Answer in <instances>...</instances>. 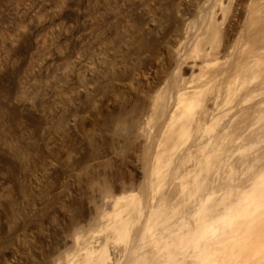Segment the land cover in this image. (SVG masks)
Wrapping results in <instances>:
<instances>
[{
  "label": "rangeland",
  "instance_id": "1",
  "mask_svg": "<svg viewBox=\"0 0 264 264\" xmlns=\"http://www.w3.org/2000/svg\"><path fill=\"white\" fill-rule=\"evenodd\" d=\"M114 1H117L120 9L124 12L121 15L120 21L115 26L116 29H113V34L111 33L108 36L105 43L92 45L89 49L87 48V50L77 47L67 54V61H65V63L63 62L60 66L61 68L59 67L58 73L60 72L62 77L67 75V77H65L69 83L62 82V86L60 85L62 89H60L61 87L59 88V86L57 87V92L60 90L58 92L59 94L57 92L50 93L48 98H45V104L43 103L42 106L46 107L45 109L47 110L51 105L47 111L50 110L51 116L53 113L52 120L48 118L44 122V125H42V128L38 129V132H36L37 134L23 130V133H25V140L28 142H32L33 140L34 144L31 148H28L30 151L26 149L28 152L25 151L26 154H24V156L21 155L19 159L16 160L15 180L10 179V177L7 176L8 174L4 175L7 171L0 172V175H2L0 176V264H76L77 260H79L77 264H82L85 257L83 255L84 249L90 246V248H99L103 243V245L106 246V252L110 254L114 264L116 259H118V261L120 260L119 257H121L119 264H126L127 261L133 262V260L136 259V253L139 252L137 253V255H139L140 252H145V250L151 255H148L150 256L149 258L153 260L149 262L146 261L147 264H173L175 260H177L176 257L178 254L181 253L180 251H182L180 250L181 245L179 246L180 249H178L179 247L177 248L176 245L173 244V249H171L175 251H173L175 254L178 253L177 256L174 254L175 258L171 257V260L168 258L169 256H166L168 258L166 261L168 262H163V260L165 261L164 254L168 249H165L163 246L160 249L154 247L151 242L153 238L158 236L156 235L159 232L158 230L164 228V224L162 225V223L159 222L160 220H156L157 218L149 213L150 207H158V203L161 202V199L167 197L166 199L164 198V202L167 206L170 204L172 208L173 204L178 210H182H175L173 212L172 218L177 220L172 221L173 219L169 218L166 221L168 226L170 224L173 226V228L169 227L171 228L169 229L170 232L173 230L175 234L179 232V234L176 235L177 237L171 233L173 234L171 237L174 236L176 240H178L180 239V234L182 235V232L186 230L185 228L183 229V226L181 229H177L181 231L176 233V227L178 228V226L182 224L181 219L183 220V218L179 216L184 214L183 217H187L189 221L192 220L190 223H193V225L195 224L193 220L195 221L196 219L188 214L195 209L197 202H195V196L199 195H192L195 197V200L190 196L188 199L191 198V200L187 199L188 201L186 203V201H184L186 188L182 187L184 186L182 182L185 183L187 181L186 184L188 188H193V183L191 182H194L195 179L197 180L200 173H202L203 176L209 173L206 178H208L207 180L210 184L206 182L207 186L213 184L212 187H215V185L217 188L219 186L220 188L223 186L227 187L229 182H225L226 184L223 183L224 180L228 181L226 180L227 178H223L224 180L221 181V177H227V175L224 174V169L229 163H233V166L236 165V167L233 168L236 169L235 171H237V174L233 169L234 178H230V186H234L233 188H235L236 193L240 189L236 190L237 188L235 186L241 187L244 185L243 187L247 191L251 186L261 183L259 180L260 178H258V181H255L256 184H254L253 175L255 174L256 176L257 169L261 166L262 160L256 159L255 161L257 162L258 160L259 164L254 161L256 165L253 166V157L256 156L255 154H259L260 157L262 154L264 155V153H262L264 152V140L260 145L254 144L255 147L252 146V148H250V155L247 153L248 151L246 152L247 156L244 154V159L246 160H243L244 163L241 161L243 158L236 157L235 155H238V153L233 152V150L240 146L245 140L249 142L254 138H264V129L262 127L264 120L262 119V121H259L257 119V123L255 122V118L258 117V112L261 111V108H264L262 107L264 106V74L258 73L259 71L264 72V0ZM137 3H142L143 7L139 6ZM160 6L162 9L164 8L162 17L160 16L161 14H159L161 13L159 11ZM143 10H146V13ZM63 21L59 22L60 24L57 26V29L46 30L45 37L47 36L49 40L52 39L54 44H58V48L64 52L66 51V45H64V43L59 44V34L61 31L73 32L72 29L74 24L72 21ZM136 21H138V25L134 28V23ZM117 37L122 40H118L119 38ZM256 56L261 58L257 59ZM261 59H263V66L262 64L258 65V62L261 63ZM252 62L254 63L252 64ZM246 64L247 67L251 69L242 72L241 70ZM252 70L257 76L253 75L254 72H252ZM242 73L247 77V79L243 81L244 83H240V80L243 79L241 78L243 77ZM234 78H236V80H232ZM231 80L233 85L230 83ZM237 80L239 82H236ZM64 81H66V79ZM229 85H231L229 89L230 94H224L228 92V90L224 91V87L228 89ZM194 86L205 87V89L202 88L203 92L204 90L205 92H202L203 96H201L204 101L201 99V105L197 104L198 106H195L197 112L195 111L194 114H196L197 117H204L205 120H202L210 122L209 120H211L216 113H220L222 109L224 111L229 110L227 115L219 117L221 119L218 125L216 124L218 122L217 119L215 120L216 126L213 124L215 126H213V129L215 128L214 130L216 131L210 128L208 132H205L206 135L209 132H212L213 135L215 132H218V134L224 136L228 130L226 131V128L224 129L223 127L224 125L227 127L228 124V126H231L230 130H233L232 133L235 131L236 134L234 132L231 136L229 133L230 136L228 135V140L226 139L228 142L224 141L226 145L222 146L224 149L226 148V151L230 148L228 150L229 155L225 152L226 156L224 153V155H221L222 157L220 156L221 159L224 157L223 159H226V161L218 157L221 162H218V166H216L215 163L217 164V162H214L210 158L217 169H219V165L221 164L224 169L220 166L221 168L219 170L222 169L223 172L222 170L218 171L215 169L216 167H213L212 163V166L209 163V171L204 169L203 171L201 170V172L199 169V171H197L198 175L192 180V178H194L192 177V175L194 176V174H192L193 171L198 170V167L194 168L193 164L198 155L195 154L191 157L189 154L186 156L185 148L195 143L193 140H195L194 136L196 137L197 132L195 131V134L192 132L194 131L192 130L194 127L191 129L192 131L190 130L192 133L189 131L187 135L185 134V136H183L184 138H178L179 142H182V144L178 149L173 150V152L172 150L169 151L167 156L164 155V153L167 154L168 152L156 154L155 146L160 139L163 140L164 136L161 137L163 127L165 128V123L169 119V114L174 109L177 99L176 94L180 90H190L192 87L194 88ZM236 86L238 90L235 91L233 89ZM231 89L235 91V93L232 92ZM249 93L250 96L252 94L250 98H248ZM219 94L220 96H217ZM229 95H231V97ZM229 97L233 101L230 100ZM242 99H245V102H242ZM226 100L228 102L225 104ZM211 110H213V112ZM184 119L185 118H183L182 121ZM182 121L175 120L176 123H181ZM252 121H254V125L251 124ZM193 123L194 121H191V127L196 125ZM174 124H172L173 129L177 126ZM250 134L251 136H249ZM257 134L260 135L258 136ZM233 136H238L242 140L240 141L238 137L235 138ZM243 138L246 139L244 140ZM231 139H234L235 142L233 140L231 141ZM165 141L168 142L166 143ZM246 141L244 143L248 144ZM164 142L167 146L173 141L170 140L169 142V140H164ZM224 151L222 150V152ZM231 152L234 153H232V156ZM217 153H219V151L213 153L215 154L214 157L218 155ZM238 158L242 159L238 160ZM166 159L169 161L164 162ZM212 159H216L217 161V157ZM251 161L253 163V169L251 173H249L246 164L249 162L251 164ZM222 162H224L226 166H223ZM241 164L245 165L242 166ZM154 166L161 167V171L163 168L164 170H168H166V172L164 171L165 176H163L164 178L161 177L163 183L160 181L163 186L160 185L161 187L157 189V191H159V189L160 191H155L156 193L152 188H154V181H157L160 176L153 171ZM212 167L217 170V172H221L222 175L224 174V176L221 175V179L216 177V181V178L213 177V171L215 170H212ZM244 168H246V174L243 172ZM176 169L180 171L177 170V173H175ZM188 170H193L190 172L191 175H189L190 173L185 174ZM225 170L227 172L229 169ZM170 171L172 172L170 173ZM172 174L174 176L177 175V177H174ZM230 174L231 173H229V176ZM199 177H201V174ZM261 179L263 180V178ZM263 182L261 186H264ZM18 185L24 187L21 188L22 194L19 192L18 187L20 186ZM207 186H205L203 190H207ZM199 190L197 192H199ZM217 190L220 191L219 188ZM182 191L184 192L181 194ZM233 191L232 194L235 197L230 195V198L236 199L237 197ZM205 192L207 193V191ZM131 194L135 195L136 198L134 196L133 198L136 199L137 202L139 199L138 207L141 208L142 211L141 213H138V210L135 211L137 212L136 215L141 219L132 213L134 210L126 212L129 207L121 208L122 205L120 202L124 205L130 197L127 196V198H124L122 196ZM156 194L159 197H157ZM177 194L178 196L176 197L178 199L181 198L179 201L175 197ZM201 194L203 195L204 192L200 193V195ZM220 194H222V191ZM21 195L25 200H30L32 205L30 206L34 210L32 208L31 210L30 207H26L27 205L25 202L21 200ZM218 195L214 197V199H219ZM3 198L5 200L8 198L6 202L9 203L10 201V204L3 205V203H6H2V201H4ZM11 200L13 202H11ZM153 200L155 201L153 202ZM180 201L184 203L182 206ZM243 202L244 200H242V203ZM11 203H13V205H11ZM179 203L181 207L178 206ZM118 204L120 205V209L119 207L118 209H122V212H126L127 214L132 213L131 216L134 214V221L132 217H129V215L125 213L127 215L126 217L124 214V219L128 218V226L131 225L129 227V242L125 244L122 242L117 243V240L115 241V234H113V236L111 234L114 230L110 227L111 225L108 227L107 224L110 221H106L109 215H113L114 212H116L115 209ZM186 204L187 207H185ZM190 204L191 206H189ZM164 206L166 207V205ZM221 206L219 205V210L224 209ZM259 210H257L258 214H255L261 216L264 209L262 208L260 210L261 212ZM178 212L181 213L177 217L175 213L177 214ZM107 214H109L108 217ZM121 214L123 215V213ZM149 214L150 216H148ZM111 216L109 219H112ZM263 216L264 213L260 218L257 217L256 220L252 221V224H250L252 231H246L247 234L245 233L247 225L244 222V217H242L243 219L241 217H235L236 219L232 218L234 221L230 222L221 221L224 224L217 222V224H215L217 225L216 233H209L206 235L207 237L205 236L203 238L204 240L201 238L198 242L200 245H202L204 241V244H209L208 247L205 246V250L203 249V252L205 251L204 253H206V249H210V251L209 249L207 250L208 253L210 252L209 254L207 253L208 256L204 253H200L199 256L193 258L188 256V251H197V249H193L194 244L191 241L192 243H189L190 246H187L186 254L184 253V256H182V254L179 255L180 258L182 256V262L176 261L177 264H197L198 262V264H204V261L205 264H246L247 262V264H264V259L261 260L264 256ZM150 217L151 219H149ZM170 220L172 222H170ZM105 221L107 223H105ZM173 222L179 225H172ZM235 222L236 224H233ZM151 223H155L156 226L154 225V228L156 227V229L152 228L153 230L150 229L148 232L143 231L146 230L147 224L150 225ZM243 223L245 228L244 225H242ZM133 224L135 226H133ZM104 227H106L107 230ZM218 227L221 228L218 229ZM108 228L111 229L108 230ZM142 231L143 234L140 233ZM151 232H153L151 236L152 239L148 237L151 240L147 241L148 238H144V233L147 237V235H151ZM242 233L245 234V237H243ZM140 234L141 238H139ZM229 235H235V241L232 237L233 239L231 242V237ZM246 235H248V237ZM111 236L114 237L112 238L113 240ZM186 236L187 235H183L185 238ZM228 236L229 238H227ZM167 237L169 241L170 236L167 235ZM242 238H244V240ZM143 239L145 243H141ZM223 239H225L226 242H222ZM214 241L216 243H214ZM239 241L242 242L240 243ZM137 242H139V245H137ZM134 244L137 246L136 248H138V250L140 248L138 246L141 244V248L139 251L135 250L136 253L133 255L134 257H132V253L134 254L135 252L133 249ZM240 246L243 247L241 248ZM253 246L255 248L254 250ZM123 248V254H121ZM163 248L166 250L164 254L162 253ZM185 248L186 247H184V249ZM240 249L243 253L240 252ZM250 249H252V251ZM130 250L134 251L131 255ZM249 251H255V253H250ZM147 253H141V255L144 254L142 256L144 260ZM142 257L140 258L142 259ZM96 258V255H94L93 260L95 261ZM180 258H178V260ZM144 260L138 261L143 264L142 262H145ZM244 260L249 261L245 263ZM157 261H159V263ZM132 262H129V264H132Z\"/></svg>",
  "mask_w": 264,
  "mask_h": 264
},
{
  "label": "bare ground",
  "instance_id": "2",
  "mask_svg": "<svg viewBox=\"0 0 264 264\" xmlns=\"http://www.w3.org/2000/svg\"><path fill=\"white\" fill-rule=\"evenodd\" d=\"M133 2V1H132ZM131 4V2H130ZM139 6H142V3H137ZM159 4V3H158ZM136 5V4H135ZM119 4L117 3V1H114V0H0V172H4V171H7L4 175L8 174L7 176L10 177V179L12 180H15V164L17 163V159H19V157L21 155L24 156L25 151L26 149L28 148H31V146L34 144L33 140L32 142H28L25 140V133H23V130H27L28 132H34L35 134H37L36 132H38V129L42 128V125H44V122L49 118L52 120V116H53V113H52V116H51V113L49 111H47L50 107H48V109L46 110L45 108L46 107H42L43 106V103L45 102V98L47 99L48 96L50 95V93H55L57 92L58 90V86L59 88L62 86L61 83L63 82H67V75H65L64 77L61 76V73L59 72L58 73V70H59V67L63 64V62L65 63V61H67L66 59L68 58L67 54L69 52H72V50L74 48H81V49H85L87 50V48L89 49V47H91L92 45H96V44H102V43H105L107 41V38L108 36L112 33L113 34V29L115 28V26L118 24V22L120 21L121 19V15L124 11H122L120 9V6ZM130 7V6H129ZM143 7V6H142ZM132 9V8H131ZM130 9V10H131ZM164 9V8H163ZM162 7L160 6V9L159 11L161 13L160 16L162 17V11H163ZM127 10V9H125ZM133 11V10H132ZM144 12L146 10H143ZM134 12V11H133ZM47 13V14H46ZM143 13V12H142ZM146 13V12H145ZM126 14V13H125ZM129 14V13H128ZM132 15V14H131ZM134 16V15H133ZM132 16V17H133ZM136 17V16H135ZM139 19V18H138ZM72 21L74 26H73V32H65V31H61L60 34H59V44L61 43H64V45H66V51H61L58 47V44H54L53 40H49L47 39V36L45 37V31L48 30V29H57L58 25L60 24L59 22L60 21ZM136 20V19H135ZM63 21V22H64ZM159 21V20H158ZM129 22V21H128ZM135 24V25H134ZM134 28L137 27L138 25V21H136L134 23ZM140 26V25H139ZM133 27V26H132ZM146 27V26H145ZM154 27V26H153ZM251 27V26H250ZM116 29V28H115ZM133 30V29H132ZM49 31V30H48ZM58 31V30H57ZM143 31V30H142ZM115 35V34H114ZM117 36V35H116ZM121 37V36H120ZM49 38V37H48ZM119 38V37H117ZM115 40V39H114ZM118 40H122L121 38H119ZM127 40V39H126ZM57 42V43H58ZM108 43V42H107ZM106 45V44H105ZM263 48V47H262ZM98 49V48H97ZM84 51V50H83ZM119 54V53H118ZM105 56V55H104ZM260 56V55H259ZM257 59H260L258 58V56H256ZM256 59V58H255ZM254 59V60H255ZM256 59V60H257ZM261 63L258 62V65L259 64H262L263 66V59H261ZM263 62V63H262ZM210 63V62H209ZM254 62H252L253 64ZM257 63V61H256ZM251 64V65H252ZM104 65V64H103ZM108 65V64H107ZM257 65V66H258ZM69 66V65H68ZM249 66V65H248ZM261 66V65H260ZM78 67V66H77ZM82 67V66H81ZM84 67V66H83ZM254 67V66H253ZM264 67V66H263ZM61 68V67H60ZM248 69H251L250 67H247V64L246 66H244L242 68V72L243 71H246ZM258 69V68H257ZM68 70V69H67ZM72 71V70H70ZM258 71V70H257ZM252 72H254L252 70ZM251 72V73H252ZM64 73V72H62ZM93 73V72H92ZM245 73V72H244ZM242 73L243 79L240 80V83L245 81L247 79V77H245L246 75ZM259 74L260 73H263L264 72H258ZM68 74V73H67ZM90 75V74H89ZM245 75V76H244ZM253 75H256L255 72ZM262 75V74H261ZM245 77V78H244ZM254 77V76H253ZM199 78V77H198ZM255 78V77H254ZM66 79V81H64ZM85 79V78H84ZM257 79V77H256ZM232 80H236V78L232 79ZM232 80L230 81L231 85H233V82ZM216 82V81H215ZM236 82H239L238 80ZM62 83V84H63ZM201 83V82H200ZM203 83V82H202ZM239 83V84H240ZM244 83V82H243ZM210 84V83H209ZM235 84H238V83H235ZM61 85V86H60ZM201 85V84H199ZM206 85V84H205ZM225 85V84H224ZM231 85L228 86V89H225L224 87V91L225 90H228L227 93H224V94H230L229 92V89L231 87ZM82 86V85H81ZM204 86V85H203ZM222 86V85H221ZM219 87V86H218ZM217 87V88H218ZM233 87V86H232ZM244 87V86H243ZM57 88V89H56ZM203 87H195L194 88L192 87L190 90H180L176 95H177V99H176V102H175V105H174V109L171 111V113L169 114V119L168 121H166V125H165V128L163 127V132H162V135L161 137H163V140L160 139L159 142L156 144L155 146V150H156V154H162L164 152H168L167 154L164 153V155H168L169 154V151L172 150H175V149H178V147L182 144V142H179L178 138H184L183 136H185V134L187 135V133H189V131L194 127V134L196 133V137L194 136L195 140H193L195 143L192 145V146H189L187 148H185V154H187L186 156H188L190 154L191 157H193V155H198L197 158H196V161L194 164V168L195 167H198V170H195L193 171L192 174H194V176L192 175V180H194L196 178V176L198 175L197 171H200L204 170V169H207V171H209L208 167L210 168V164L212 163L211 160H213L214 162H217V164L215 163L216 166H218V162L220 163L221 160L224 158H220L221 155H224L225 152L228 153V149L227 151L224 149V145H226V143L224 141H226V139L228 138L227 136L232 134L235 132L232 133L233 130H230L231 126H228L225 127L224 125V129L227 131L224 135L222 136V134H218V132H215L214 135L212 134V132L208 135H206L205 132H208V130L211 128L213 129V124H215V120L217 119V125L219 123V120L221 118L219 117H222L224 115H227V113H229V110L228 109H225V110H228V111H224L222 109V111L220 113H216L211 120H209L210 122H207V121H204V117L203 118H200V117H197L196 114H194V112L196 111L197 108H195V106L198 104V105H201L202 102L201 101V96L202 95V90ZM211 88V87H210ZM236 88V89H235ZM233 90H238L237 89V86L235 87ZM62 89V87L60 88ZM76 89V88H75ZM205 89V87L203 88ZM213 89V88H212ZM211 89V90H212ZM222 89V88H221ZM231 89L232 92L235 93V91H233ZM217 90V89H215ZM60 91V90H59ZM58 91V92H59ZM63 91V90H61ZM208 91H209V88H208ZM57 92V93H58ZM72 92V91H71ZM205 92V90H204ZM203 92V93H204ZM217 92V91H215ZM219 92V91H218ZM239 92V91H238ZM253 92V91H252ZM260 92V91H259ZM207 93V92H206ZM214 93V92H213ZM222 93H223V90H222ZM237 93V92H236ZM59 94V93H58ZM78 94V93H77ZM232 94V93H231ZM61 95V94H60ZM67 95V94H66ZM79 95V94H78ZM233 95V94H232ZM55 96V95H54ZM77 96V95H76ZM205 96V95H204ZM217 96H220L217 95ZM231 97V95H229ZM56 97V96H55ZM83 97V96H82ZM216 97V96H215ZM228 97V96H227ZM229 97V99H230ZM252 97V94L250 96V93H249V96L248 98ZM223 98V97H222ZM221 98V99H222ZM247 98V97H245ZM247 98V99H248ZM75 99V98H74ZM218 100L220 101L219 97H218ZM232 100V99H230ZM229 100V101H230ZM49 101V100H48ZM202 101H204L202 99ZM214 101V100H213ZM217 101V100H216ZM233 101V100H232ZM51 102V101H50ZM54 102V101H53ZM62 102V101H61ZM228 101L226 100L225 101V104L227 103ZM242 102H245V99H242ZM263 102V101H262ZM217 103V102H216ZM223 103V102H222ZM230 103V102H229ZM228 103V104H229ZM45 104V103H44ZM57 104V103H56ZM264 104V103H263ZM197 105V106H198ZM217 105V104H216ZM215 105V106H216ZM224 105V104H222ZM262 106V105H261ZM218 107V106H217ZM228 107V106H227ZM264 107V106H262ZM80 108V107H79ZM195 108V109H194ZM216 108V107H215ZM222 108V106H221ZM200 109V108H199ZM230 109V108H229ZM218 110V109H217ZM199 111V110H198ZM213 112V110H211ZM197 112V111H196ZM211 112V113H212ZM217 112V111H216ZM69 113V112H68ZM199 113V112H198ZM215 113V112H214ZM202 114V113H201ZM200 114V115H201ZM56 115V114H55ZM199 115V116H200ZM51 116V118H50ZM195 116V117H194ZM212 116V115H211ZM235 116V115H234ZM237 116V115H236ZM218 117V118H217ZM229 117V116H228ZM59 118V117H58ZM185 118L183 121L182 119ZM224 118V117H223ZM231 118V117H230ZM236 118V117H235ZM204 119V120H202ZM256 119V123L257 121H262V119L264 120V108H261V111L258 112V117L255 118ZM258 119V120H257ZM175 120H180L182 121L181 123H176ZM232 120V119H231ZM191 121H194L193 124H196L195 126H192L191 127ZM48 122V121H47ZM50 122V121H49ZM53 122V121H51ZM175 122V124H174ZM214 122V123H213ZM222 122V120H221ZM235 122V121H234ZM247 122V121H246ZM254 121L251 122L252 125H254L253 123ZM230 123V122H229ZM233 123V122H232ZM250 123V122H249ZM255 123V124H256ZM262 123V122H261ZM172 124L174 125H177L176 128L174 127V129L172 128ZM215 124V126H216ZM226 124V123H225ZM237 124V123H236ZM263 124V129H264V123ZM47 125V124H46ZM238 125V124H237ZM260 125V124H259ZM214 126V127H215ZM251 126V125H250ZM249 126V127H250ZM44 127V126H43ZM52 127V126H51ZM191 127V128H190ZM172 128V129H171ZM228 128V129H227ZM238 128V127H237ZM215 129V128H214ZM213 129V130H214ZM261 129V128H260ZM190 131V132H191ZM196 131V132H195ZM216 131V130H214ZM213 131V132H214ZM223 131V130H222ZM250 131V130H249ZM191 132V133H192ZM253 132V131H251ZM48 133V132H47ZM223 133V132H222ZM244 133V132H242ZM236 134V132H235ZM240 134V133H239ZM206 135V137L204 138V136ZM229 135V136H230ZM231 135V136H232ZM238 135V134H237ZM246 135V134H244ZM243 135V136H244ZM248 135V133H247ZM258 135V134H257ZM256 135V136H257ZM260 135V134H259ZM258 135V136H259ZM251 136V134L249 135ZM38 137V136H37ZM36 137V138H37ZM160 137V138H161ZM189 137V135H188ZM235 137V136H233ZM238 136H236L235 138H237ZM245 137V136H244ZM28 138V137H26ZM186 138V137H185ZM193 138V137H191ZM240 139V137H238ZM242 138V137H241ZM187 139V138H186ZM244 140L246 138H243ZM254 138L253 140H248L249 142H246L248 144H245L244 142L241 144L240 142H238L239 144H241L240 146L236 147L233 152L235 153H238V155H235L236 157H242V158H238V160H245L244 159V154L245 156L246 155V152L249 154V150L250 148H252V146L257 145L264 140V138ZM28 140V139H27ZM164 140H170L173 141L172 143H169L167 146L165 145L168 141H165ZM228 140V139H227ZM234 141V139H231V141ZM242 139H240L241 141ZM36 141V140H35ZM230 141V140H229ZM237 141V140H236ZM39 142V141H38ZM164 142V143H163ZM228 142V141H226ZM235 142V141H234ZM36 143V142H35ZM184 143V142H183ZM225 143V144H224ZM237 143V142H236ZM228 144V143H227ZM235 144V143H234ZM35 146V145H34ZM184 146V145H183ZM232 146V145H231ZM211 147V148H210ZM235 147V146H234ZM255 147V146H254ZM254 149V148H253ZM29 150V149H28ZM32 150V149H31ZM222 150L224 152H222ZM30 151V150H29ZM217 153L218 155L216 156L217 157V161L216 159H212V158H216L214 157L215 152H218ZM221 151V152H220ZM252 151V150H251ZM250 151V152H251ZM263 151H264V147H263ZM28 152V151H26ZM171 152V153H172ZM233 152H231V156L234 154ZM222 153V154H221ZM224 153V154H223ZM233 153V154H232ZM264 153V152H262ZM229 155V153H228ZM250 155V154H249ZM248 155V156H249ZM253 155V154H252ZM256 156L253 157V163L251 161V164L250 162L248 164H246L247 168H248V172L251 173V170L253 169L252 167V164L253 166H255V160L256 159H260L262 160V163L260 164L261 166L259 167V169H257V172H256V176L255 174L253 175L254 176V184H256V182L258 181L257 179L260 178L259 180L261 181V183L264 181V155L260 157L259 154H255ZM259 155V156H257ZM27 156V155H26ZM162 156V155H161ZM226 156V154H225ZM218 157L221 159L219 161ZM222 157V156H221ZM263 157V158H262ZM211 158V160H210ZM228 158V157H227ZM230 158V157H229ZM248 158V157H247ZM262 158V159H261ZM22 159V158H21ZM186 159V157H185ZM189 159V157H188ZM187 159V161H188ZM195 159V158H194ZM235 159V157H234ZM237 159V158H236ZM210 160V162H209ZM231 160V159H230ZM258 160L256 163H258ZM168 162L169 160H164V162ZM223 161H226V159H223ZM228 161V160H227ZM232 161V160H231ZM234 161V160H233ZM246 161V160H245ZM255 161V162H254ZM16 162V163H15ZM213 162V163H214ZM248 162V161H247ZM210 163V164H209ZM212 163V164H213ZM223 163V166L225 165L224 162ZM226 163V162H225ZM229 163V161H228ZM244 163V161L242 162ZM211 164V166H212ZM237 164H238V161H237ZM259 164V163H258ZM213 164V167L215 168V166ZM242 166L245 165V164H241ZM193 166V165H192ZM221 164L219 165V169L222 167H220ZM226 166V165H225ZM211 168L212 170H215L217 169V167L214 169V168ZM228 167V168H226ZM225 167V169H229L227 172L226 170L222 167V169H224V174L227 175V177H221L223 181L225 178H227L226 180L228 181H223V183H228L227 187H224L223 184L220 188V186L218 187L220 191H218L216 185L215 188L214 186L212 187L213 184L208 185L206 184V182L209 183V181L207 180L208 178H206L207 175H209V173L207 174L206 173V170H205V173L204 175L206 176H203L202 173L201 174V177L200 174L197 178V180L195 179L194 182H191L193 183V188L190 187L188 188L186 182H182L184 184V186H182L183 188H186L185 190V193H184V196L186 198V195H187V198L185 200L184 198V201H187L188 200H191L188 199L190 196L194 195L195 194H199L198 196L196 195V200H195V197L192 196L196 202V207L195 209H193V211H191L190 214H188L189 216L191 215V217H194L196 220L193 222H195V224L193 225V223H190L191 221H189L187 219V217H183V215L179 216L181 212H178L177 214L175 213V215L178 217H181L183 218V220L181 219V223L182 224H178V223H175L173 222L172 225L177 224L179 225L178 228L176 227V230L177 229H181L183 226V229L185 228L186 230V233L185 231L182 232L183 234L181 235L180 234V239L176 240L175 237H177L176 235L179 234L178 231H181V230H175L177 234L170 232L169 229L173 228V226H171V224L168 226V223H166V221L171 218L173 216V212L175 210H178L177 207L175 205H173L172 203V208H171V205L169 204L167 206V204L164 202V198L161 199V202L158 203V207L154 208V207H150V211L149 213L153 214V216L155 218H157L156 220H160L159 222L162 223V225L164 224V228L163 229H159L158 230L159 232L156 234V235H153V236H156V238H153L152 239V234L153 232H151V235H147L146 237V232L144 233L145 235V239H147L148 237L152 239V245H154V247H157V248H162L165 247V249H168V251L166 252V250H164V248L162 249V253L164 254V252H166L164 254V258H165V261L163 260V262H168L166 260H168V258L171 260V257H174V250L173 249V244L176 245V247L178 248L180 245V247L178 249L182 250L180 251L181 253H176L175 255L177 256L178 254V258L179 255L182 254V256H184L186 254V250L187 248L190 246L189 243L191 244L193 242V249H197V251H188V256H191L192 258L193 257H196V256H199L200 253H204L203 252V249L205 250V246L208 247L209 244H204L205 241L203 242L202 245H200L198 242L199 240L202 238H204L207 234H215L216 231H217V222H230V221H234L233 219L235 217H244V222L246 223L247 227H246V230H245V233L247 234V232H250L249 230H251L250 228V224H252V221L256 220L257 217H259L260 215H256L255 213H257L258 211L257 210H261L262 208L264 209V186L262 185L261 186V183L260 184H256L255 186H249L250 188H248V190L246 191V189L243 187V186H235L238 190V192L236 193L235 192V188H233L234 186H230L231 182H230V178H234L233 175V167H236L233 166V163H229L227 166ZM241 167V166H240ZM252 167V168H251ZM161 167L159 166H154V169L153 171L155 173H158V175L160 177H158L157 181H152L154 183V192L157 191V189L159 187H161L160 185H162V181H161V177L165 176L164 175V171L166 172L167 169L164 170V168L162 169V171L160 170ZM251 168V169H250ZM255 168V167H254ZM20 169V168H19ZM211 169H210V172H211ZM217 169L218 171H221ZM23 170V169H22ZM177 170L176 169V172L177 173ZM217 170L213 171V177H218L220 178V176L222 175L221 172H217ZM236 169H234V172L236 173L237 171H235ZM245 170V171H244ZM243 172L245 173L246 172V168H244ZM250 170V171H249ZM18 171V170H17ZM168 171V170H167ZM180 171V170H178ZM191 170H188L185 172L186 173H190L192 172ZM201 171V172H202ZM232 171V172H231ZM172 171H170L171 173ZM174 172V171H173ZM223 172V170H222ZM204 173V172H203ZM229 173L230 176H229ZM247 173V172H246ZM245 173V174H246ZM3 174V173H2ZM166 174V173H165ZM169 174V173H168ZM180 174V173H179ZM183 174V172H182ZM224 174L222 176H224ZM237 174V173H236ZM3 175V176H4ZM25 175V174H24ZM173 175V174H172ZM191 175V173L189 174ZM187 175V176H189ZM2 176V175H0ZM6 176V177H7ZM17 176V175H16ZM174 176V175H173ZM185 176V175H183ZM241 176V175H239ZM245 176V175H244ZM249 176V175H248ZM174 177H177V175H175ZM179 177V176H178ZM186 177V176H185ZM184 177V178H185ZM212 177V178H213ZM238 177V176H237ZM242 177V176H241ZM164 178V177H163ZM180 178V177H179ZM190 178V177H189ZM206 178V179H205ZM211 178V179H212ZM214 178V179H215ZM220 178V179H221ZM224 178V179H223ZM229 178V179H228ZM252 178V177H251ZM263 178V180L261 179ZM3 179V178H2ZM17 179V178H16ZM177 179V178H175ZM242 179V178H241ZM6 180V179H5ZM183 180V179H181ZM191 180V181H192ZM207 180V181H206ZM235 180V179H234ZM245 180V179H244ZM248 180V179H247ZM251 180V179H250ZM249 180V181H250ZM257 180V181H256ZM3 181V180H2ZM162 183H161V182ZM164 181V179H163ZM180 181V179H179ZM213 181V180H212ZM216 181H217V178H216ZM215 181V182H216ZM233 181V180H232ZM237 181V180H235ZM256 181V182H255ZM19 182V181H18ZM151 182V183H152ZM190 182V181H189ZM188 182V183H189ZM205 182V183H204ZM215 182H212V183H215ZM219 182V181H218ZM241 182V181H240ZM252 182V184H253ZM22 183V182H21ZM181 183V182H180ZM189 183V184H191ZM220 183V182H219ZM225 183V184H226ZM250 183V182H249ZM206 184V185H204ZM210 184V183H209ZM217 184V183H216ZM224 184V185H225ZM246 184V183H245ZM264 184V182H263ZM26 185V184H24ZM153 185V184H152ZM151 185V186H152ZM192 185V184H191ZM204 185V186H203ZM259 185V186H258ZM20 186V185H18ZM163 186V185H162ZM205 186L207 190H203V188L205 189ZM226 186V185H225ZM230 186V187H229ZM23 187V186H22ZM21 186L18 187L19 188V192L22 194V188ZM15 188V187H14ZM24 188V187H23ZM182 188V189H183ZM192 188V189H191ZM202 188V189H201ZM225 188V189H224ZM244 188V189H243ZM27 189V188H26ZM181 189V190H182ZM200 189V190H199ZM234 189V191H233ZM250 189V190H249ZM151 190V189H150ZM199 190V192H197ZM203 190V191H202ZM18 191V190H17ZM160 191V189H159ZM157 191V192H159ZM202 191V192H201ZM207 191V193L205 192ZM222 191V194H220ZM232 191L233 193L236 195V199H231L230 195L233 196L232 194ZM244 191V192H242ZM26 192V191H25ZM177 192V191H176ZM184 191L181 192V194L183 193ZM197 192V193H196ZM204 194L201 196L200 193H203ZM219 196L218 195V193ZM19 193V194H20ZM27 193V192H26ZM156 193V192H155ZM180 193V192H179ZM219 197V199L215 198L214 197H217V195ZM186 194V195H185ZM180 195V194H179ZM241 195V196H240ZM24 196V195H23ZM26 196V195H25ZM127 196L129 197V199L126 201L127 203H125L124 205L122 204V202H120V204L122 205L121 208L125 207H129L126 212H129L130 210H138V213H141L142 209L138 207V203H139V199H138V202L136 199L133 198V196L135 197V195L131 194V195H124L122 197L124 198H127ZM157 196V194H156ZM178 196L175 195V197ZM22 197V195H21ZM139 197V196H138ZM153 197V196H152ZM151 197V198H152ZM159 197V196H157ZM235 197V196H233ZM239 197V198H238ZM11 198V197H10ZM28 198V197H27ZM123 198V199H124ZM136 198V197H135ZM140 198V197H139ZM154 198V197H153ZM167 198V197H166ZM165 198V199H166ZM177 198V197H176ZM192 198V199H193ZM4 199V198H3ZM8 199V198H7ZM6 199V200H7ZM12 199V198H11ZM174 199V198H173ZM178 199V198H177ZM177 199H174V200H177ZM181 199V198H180ZM178 199V201L180 200ZM188 199V200H187ZM6 200L4 199L3 202H6ZM13 200V199H12ZM11 200V202H13ZM25 204L27 205L26 207L30 209L32 208L31 206V203H30V200H25L24 197H22V199ZM136 200V201H135ZM172 200V198H171ZM183 200V199H182ZM242 200H244V202L246 203H242ZM9 201V200H8ZM155 200H153L154 202ZM167 201V200H165ZM177 201V202H178ZM241 201V202H240ZM34 202V201H33ZM118 202V201H117ZM116 202V203H117ZM137 202V203H136ZM190 202V201H189ZM188 202V203H189ZM240 202V203H239ZM249 202V203H248ZM15 203H16V200H15ZM181 206L184 204L182 201H180ZM180 203L178 206H180ZM193 203V202H192ZM9 205L10 204V201L9 203L6 202L5 204L3 203V205ZM156 204V202H155ZM251 204V205H250ZM11 205H13V203H11ZM31 205V206H30ZM157 205V204H156ZM166 205V207L164 206ZM219 205L224 208L223 210H219ZM250 205V207H249ZM16 206V205H15ZM120 205L118 204V206L116 207L114 214L111 216L109 214H107V217H104L106 218L107 220L106 221H110L109 223H107L105 221V223L108 224V227L109 225H111L110 227L114 230L112 234H115V241L117 240L118 242L117 243H127L129 242L128 239H129V227L131 226H128V218L124 219V216L127 214L122 212L123 210H119ZM142 206V205H141ZM170 206V207H169ZM180 206V207H181ZM191 206V204L189 205ZM194 206V205H193ZM11 207V206H10ZM13 207V206H12ZM119 207V209H118ZM179 207V208H180ZM185 207H187V204L185 205ZM3 208V207H2ZM8 208V206H7ZM23 208V207H22ZM25 208V207H24ZM166 208H169V209H166ZM184 208V207H183ZM181 208V209H183ZM189 208V207H188ZM29 209V210H30ZM33 209V208H32ZM31 209V210H32ZM118 209V211H117ZM22 210V209H21ZM26 210V209H25ZM34 210V209H33ZM145 210V209H144ZM184 210V209H183ZM187 210V209H185ZM259 210V211H260ZM134 211H132V213H134L135 215L137 214V212L135 213ZM178 211H182V210H178ZM219 211V212H218ZM16 212V211H15ZM21 212V211H20ZM188 212V211H187ZM261 212V211H260ZM111 213V212H109ZM123 213V215L121 214ZM131 213V214H132ZM147 213V212H146ZM186 213V212H185ZM263 213H264V210H263ZM263 213H261L263 215ZM125 214V215H124ZM131 214H127L129 215V217H132V220L134 221L133 219V216H131ZM148 214V213H147ZM258 214V213H257ZM126 215V217H127ZM142 215V214H141ZM140 215V216H141ZM261 215V216H262ZM111 216L112 219H109ZM115 218H114V217ZM137 216V215H136ZM143 216V215H142ZM150 216V214L148 215ZM147 216V217H148ZM260 216V217H261ZM123 217V218H121ZM139 217V216H137ZM136 217V218H137ZM145 217V216H144ZM259 217V218H260ZM264 217V216H263ZM262 217V218H263ZM140 218V217H139ZM146 218V217H145ZM233 218V219H232ZM131 219V218H129ZM141 219V218H140ZM151 219V217L149 218ZM236 219V218H235ZM243 219V218H242ZM247 219V221H246ZM28 220V219H27ZM112 220V222H111ZM147 220V219H146ZM177 220V219H175ZM174 219L172 221H175ZM153 221V220H152ZM155 221V220H154ZM170 220V222H172ZM236 221V220H235ZM243 221V220H241ZM131 222V220H130ZM137 222V221H136ZM147 222V221H146ZM149 222V221H148ZM151 222V221H150ZM158 222V221H157ZM169 222V223H170ZM221 222V223H222ZM145 223V222H144ZM156 223V221H155ZM155 223H151L150 225L147 224L146 226V230H143V231H150L153 230V229H156V227L154 228V225ZM159 223L160 227H161V224ZM180 223V221H179ZM240 223V222H239ZM132 224V222H131ZM224 224V223H222ZM232 224V223H231ZM233 224H236L233 223ZM1 225V224H0ZM8 225V224H7ZM244 225V223L242 224ZM102 226V225H101ZM105 226V225H103ZM133 226H135L133 224ZM139 226V225H138ZM145 226V225H144ZM156 226V225H155ZM171 227V228H169ZM191 227V229H190ZM238 227V226H237ZM249 227V228H248ZM106 229V227H104ZM111 228H108L111 229ZM153 228V229H152ZM221 228V227H220ZM218 227V229H220ZM244 228H245V225H244ZM243 228V229H244ZM131 229V228H130ZM133 229V228H132ZM175 229V228H174ZM107 230V229H106ZM129 230V231H128ZM223 230V229H222ZM235 230H236V227H235ZM238 230V228H237ZM111 231V230H110ZM143 231L140 232L143 234ZM157 231V230H156ZM247 231V232H246ZM252 231V230H251ZM1 232V231H0ZM136 232V231H135ZM224 232V231H223ZM103 233V232H102ZM156 233V232H155ZM154 233V234H155ZM165 233H168V234H165ZM175 235V237H171L173 234ZM5 234V233H4ZM110 234V235H111ZM219 234V233H218ZM234 234V233H233ZM243 234V233H242ZM241 234V235H242ZM168 236L169 237V241L167 240L168 239ZM183 235H187L186 238L183 237ZM111 236V239L114 238ZM143 236V235H142ZM190 236V237H188ZM231 242H232V239L235 237V235L231 236ZM229 236L227 238H229ZM237 236V235H236ZM248 237V235H246ZM110 237V236H108ZM139 237V236H138ZM207 237V236H206ZM210 237V236H209ZM233 237V238H232ZM242 237V236H241ZM243 237H245V234H243ZM107 238V237H106ZM132 238V237H131ZM141 238V234H140V237ZM143 238V237H142ZM151 240V239H149ZM185 238V239H183ZM226 238V239H227ZM108 239V238H107ZM175 239V240H174ZM206 239V238H205ZM241 239V238H240ZM244 240V238H242ZM110 240V239H109ZM113 240V239H112ZM204 240V239H203ZM228 240V239H227ZM242 240V241H243ZM249 240V239H248ZM9 241V240H8ZM97 241V240H96ZM140 241V239H139ZM146 241V242H147ZM168 241V242H167ZM192 241V242H191ZM234 241H235V238H234ZM233 241V242H234ZM241 241V242H242ZM133 242V241H132ZM144 242V239L141 241V243ZM161 242V243H160ZM165 242V243H164ZM207 242V241H206ZM212 242V241H211ZM222 242H226L225 239H223ZM220 242V243H222ZM230 242V243H231ZM240 242V241H239ZM240 242V243H241ZM138 243V244H137ZM135 244L139 245V242H137ZM164 243V245H163ZM176 243V244H175ZM198 243V244H197ZM202 243V242H201ZM209 243V242H207ZM214 243H216L214 241ZM245 243V242H244ZM104 244V243H103ZM100 245L99 248H85L84 249V259L82 262V264H114V261L111 260V257H110V254L108 252H106V246L104 245ZM108 244V243H107ZM134 244V251H139L140 248H141V244L138 250V248H136L137 246H135ZM179 244V245H178ZM246 244V243H245ZM261 244V243H260ZM2 245V243H1ZM85 245V244H84ZM88 245V244H86ZM106 245V244H105ZM117 245V244H116ZM148 245V243H147ZM214 245V244H213ZM241 245V244H240ZM118 246V245H117ZM151 246V245H150ZM168 246V248H167ZM188 246V247H187ZM215 246V245H214ZM230 246V245H229ZM245 246V245H244ZM83 247V246H82ZM87 247V246H86ZM184 247H186L184 249ZM204 247V248H203ZM210 247V246H209ZM241 247V246H240ZM243 247V246H242ZM241 247V248H242ZM126 248V247H125ZM145 248V247H144ZM156 248V250H157ZM172 248V249H171ZM249 248V247H248ZM82 249V248H81ZM80 249V250H81ZM171 249V251H170ZM176 249V248H174ZM191 249V248H190ZM209 249V248H208ZM208 249H206V254L208 256ZM239 249V248H238ZM254 246H253V250H254ZM83 250V249H82ZM116 250V249H115ZM123 250L124 248L122 249V253L123 254ZM151 250V249H150ZM164 250V251H163ZM216 250V249H215ZM220 250V249H218ZM222 250V249H221ZM241 250V249H240ZM252 251V249H250ZM131 251V250H130ZM133 250L130 252V255L132 252H134ZM136 251L134 252V254L132 253V257H134L133 255H135ZM142 251V249H141ZM152 251V250H151ZM174 251V252H173ZM210 251V249H209ZM258 251V249H257ZM118 252V251H117ZM145 252L147 253V251L145 250ZM144 251L140 252L139 255H137V252L135 257H136V261L133 260L132 261H127V263L129 264V262L132 264H137V263H140L139 261L141 260H144L143 259V255L145 254ZM155 252V251H154ZM177 252V251H176ZM242 252V250L240 251ZM250 252V251H249ZM141 253H144L141 255ZM151 253V252H150ZM158 253H159V250H158ZM161 253V251H160ZM185 253V254H184ZM208 253V254H207ZM228 253V252H227ZM243 253V252H242ZM250 253H255V251L253 252H250ZM96 255V260L94 261L93 260V256ZM157 254V253H156ZM155 254V255H156ZM162 254V256H163ZM184 254V255H183ZM1 255V254H0ZM114 255V254H113ZM126 255V253H125ZM128 255H129V252H128ZM141 255V256H140ZM150 255L149 252L147 253L146 257ZM239 255V254H238ZM256 255V254H255ZM76 256V255H75ZM122 256V255H120ZM151 256V255H150ZM148 256L147 258H145V262H142L143 264L147 262H149L150 260L153 261L152 259H150ZM168 258H167V257ZM181 256V258H182ZM202 256V255H201ZM205 256V255H204ZM209 256H212V255H209ZM236 256V255H235ZM254 256V255H253ZM142 257V259L140 258ZM158 257V256H157ZM161 257V256H159ZM176 257L177 260H175V263L174 260H173V264H177L176 261H181L182 259L180 258L178 260V258ZM187 257V256H186ZM251 257V256H249ZM70 258V257H69ZM72 258V257H71ZM92 258V259H91ZM120 260L118 261V259L115 260V264H119V262L121 261V257H119ZM123 258V257H122ZM131 258V257H130ZM149 258V259H148ZM167 258V259H166ZM175 258V257H174ZM185 258V257H183ZM246 258V257H245ZM68 259V257H67ZM78 259V258H77ZM80 259V260H81ZM113 259V258H112ZM141 259V260H140ZM148 259V260H146ZM157 259V258H156ZM156 259H155V262H156ZM196 259V258H195ZM202 259V258H200ZM199 259V261H200ZM206 259V257H205ZM244 259V258H242ZM248 259V258H246ZM245 259V260H246ZM264 259V256L261 260ZM70 260V259H69ZM124 260V259H123ZM139 260V261H138ZM160 260V259H158ZM185 260V259H184ZM211 260V259H209ZM244 260V261H245ZM79 260H77L78 262ZM82 261V260H81ZM80 261V262H81ZM135 261V262H134ZM147 261V262H146ZM249 261V260H247ZM245 261V263L247 262ZM73 262V261H72ZM76 262V264H77ZM159 263V261H157ZM162 262V260H161ZM182 262V261H181ZM126 263V264H127ZM180 263V262H179ZM184 263V262H183ZM196 263V262H195ZM199 263V262H198ZM197 263V264H198ZM208 263V262H207ZM236 263V262H234ZM248 263V262H247ZM246 263V264H247ZM69 264V263H68ZM80 264V263H78ZM141 264V263H140ZM150 264V263H149ZM153 264V263H152ZM162 264V263H161ZM169 264V263H168ZM188 264V263H187ZM204 264H205V261H204ZM241 264V263H240ZM254 264V263H253ZM256 264V263H255Z\"/></svg>",
  "mask_w": 264,
  "mask_h": 264
}]
</instances>
